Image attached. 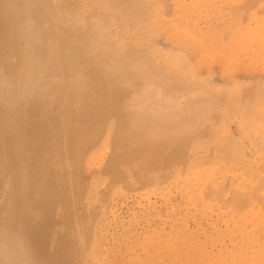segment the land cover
<instances>
[{
    "label": "bare ground",
    "instance_id": "6f19581e",
    "mask_svg": "<svg viewBox=\"0 0 264 264\" xmlns=\"http://www.w3.org/2000/svg\"><path fill=\"white\" fill-rule=\"evenodd\" d=\"M125 1L0 0V264H264V0ZM180 181L231 242L114 254L126 203Z\"/></svg>",
    "mask_w": 264,
    "mask_h": 264
},
{
    "label": "rangeland",
    "instance_id": "374dc122",
    "mask_svg": "<svg viewBox=\"0 0 264 264\" xmlns=\"http://www.w3.org/2000/svg\"><path fill=\"white\" fill-rule=\"evenodd\" d=\"M132 1V2H131ZM135 1L136 0H134V2H133V0H126L125 2H130L129 4L132 6V8L134 9V10H136V12H138V14H140V15H142V13H143V10L141 9L142 8V6H141V4L142 3H139V4H137L138 3V1L136 2V4H135ZM161 1V0H160ZM139 2H140V0H139ZM143 2V1H142ZM139 5V6H138ZM135 8H134V7ZM141 6V7H140ZM137 7H138V9H137ZM141 10V11H140ZM239 40H240V38H239ZM204 150H200L199 152H202V153H204V154H202V157H203V159L204 158H206V159H204L205 161V163L203 162H198L197 164H198V166H197V164L196 165H194L193 167H195L194 169L195 170H197L198 168H199V170L201 169V172H203L205 169L206 170H209L208 169V166L209 167H211V165H214V167L216 166L214 163L213 164H211V163H209L210 162V160L212 161V162H215L216 161V164H217V162L218 163H220L221 161V159L223 160V158H222V154H215V156H214V154H212L211 153V157L210 156H207L206 157V154H205V151L203 152ZM190 153V152H189ZM214 157H217V158H215L214 159ZM209 158V159H208ZM219 160V161H218ZM209 161V162H208ZM199 163L201 164V165H199ZM208 164H210V165H207ZM205 167H203V166ZM221 165V163L220 164H218L217 165V167H215V168H212L211 167V169H212V171H213V173L214 174H216L215 176H218L219 177V175H220V173H221V170H219L220 168H218V166H220ZM198 167V168H197ZM202 167H203V171H202ZM216 168H217V170H216ZM210 169V170H211ZM189 170L190 169H188V167L187 168H185L184 167V169L182 170L183 171V173H182V175H180V176H182L183 177V175L184 176H187V177H184L185 179H187V181L188 182H190V180H189V177H188V175H190V173L193 171L192 169L190 170L191 172H189ZM204 171L203 172V174L204 173H206L207 171ZM238 170V173H241L240 171H241V168L239 169H237ZM186 171H188V173H187V175H185L184 173ZM198 171V170H197ZM222 171L224 172V169H222ZM209 172V171H208ZM207 172V174L205 175V179L207 178V176L208 175H210L209 173ZM179 173H181V172H179ZM210 173H212L211 171H210ZM228 173V172H227ZM231 172H229V175L231 176ZM179 177V176H178ZM177 179V176H175V177H173L172 179ZM220 178V177H219ZM185 181V180H184ZM184 181H180V182H182V183H179V182H173V183H171V184H169V183H164V184H162L163 182H161L160 184H161V186L162 187H160V189L162 190V192H160V190L158 189L159 188V186H157L156 184L154 185L153 184V186L151 185V186H149V188H148V186L146 187V189H143V192L142 193H145V192H147V194H149V192H148V190H150V188H152V187H154V188H152L151 190H153V191H151V194L149 195V197L148 196H146L145 194H141V195H139V199H137V200H131V201H129L128 203L129 204H127L126 203V205L124 206V209H123V212H122V215L120 216V217H118V219H117V221H119V222H117L116 221V228H117V236H116V238L118 239V241H116L115 242V246H114V254L115 253H120V251H121V253H126V251H128V249L129 248H132V246L133 245H135L136 244V242H137V244L138 245H140L142 242H143V239L144 238H148V236L150 235L149 233L151 232L152 233V236H149L150 238H151V240H150V238H149V240L151 241V243L153 242L154 244L155 243H157L158 241H156V238L157 239H160V237L161 236H164V237H166L167 235L170 237V232H171V230H172V232H171V239H175V237L177 236V234L176 233H178V232H180V233H178V234H181V233H183V234H181V237L182 236H184V234H185V232H181V230L183 229V225L185 226L184 227V229L185 228H187L186 229V234H187V230L189 231L188 233L192 236H196V234H192V233H198L199 232V239H197L196 237L193 239V237L192 238H189V237H191V236H189V234H187L189 237H184L186 240H183L184 242H183V244H182V240H177V237H176V242L177 241H179V242H177L176 244L178 245V244H180L181 243V245H178L177 247L179 248V247H181V246H183V247H181L183 250H185V248H186V243L187 242H189L190 243V241L189 240H192L191 242H193V241H196V240H200V241H202V242H208L209 243V245H211V241H214V239H215V237L217 236L218 237V239L219 240H223V242L222 243H219V240L217 239V237H216V239H217V243H214V242H216V239H215V241L213 242L214 244H216L217 246H221V244H223L224 242H226V243H230L231 241L229 240V242H228V238L226 237V236H228L229 235V233H230V235L228 236L230 239H231V237L232 236H234L235 234H234V230H232L231 228H232V226L233 225H231V227H227V225H225V223H224V219H225V217H226V215L227 214H225V213H223V214H221V212H223L224 211V209H226L227 207L226 206H221V204L219 203L218 204V202L216 201V200H218L217 199V197H215V196H213L214 198H212V196L211 197H209V198H207L208 197V195L206 196H203V197H206L207 198V200H205L203 197L201 198V194H200V192L198 191V190H201L200 188L202 187V185H204V184H202L201 185V183H203V182H201L200 183V188H199V185L197 186V187H193V186H191L190 185V183H185ZM176 183L178 184H182L181 186L178 184V185H176ZM169 185V187H167V188H170L169 190L166 188V186H168ZM177 187H176V186ZM188 185H190V187L188 188ZM184 186H186L187 187V189H185L186 187H184ZM179 187V188H178ZM180 187H182V188H180ZM176 188V189H175ZM193 188V189H192ZM198 188V189H197ZM157 189V190H156ZM164 189L166 190V191H164ZM172 189V190H171ZM174 189H175V191H174ZM177 189H179V190H177ZM196 189V190H195ZM117 190H119V191H121V189H117ZM171 190V191H170ZM177 191V192H176ZM179 191V192H178ZM181 191V192H180ZM183 191H184V193H183ZM186 191H188V192H186ZM193 191V192H192ZM197 193V197H199V200L201 201V200H205V204L207 205H204V202L203 201H201V202H203V205H204V207L206 208V209H208V211L207 210H205V208L201 205V202L199 201V200H197V198H194V196H196L195 194V192ZM122 192H127L126 190L124 191V190H122ZM122 192H118V193H122ZM164 192V193H163ZM169 192V193H168ZM173 192V193H172ZM186 192V193H185ZM189 192H191V193H193V196H192V194L190 195V196H192L191 197V201L189 200V195L188 194H190ZM157 193H158V195H157ZM172 193V194H171ZM161 194V195H160ZM170 194V195H169ZM165 195H166V197H165ZM175 197H174V196ZM184 195V196H183ZM203 195V194H202ZM167 196H168V198H167ZM143 197V198H142ZM177 197V198H176ZM147 198H148V200H147ZM164 198H166V200L164 199ZM212 200H211V199ZM144 199V200H143ZM151 199V200H150ZM153 199V200H152ZM168 199H169V201H168ZM193 199H194V202L196 201L197 203H193L192 201H193ZM155 200V201H154ZM140 203H139V202ZM149 201V202H148ZM152 201V202H151ZM158 201V202H157ZM181 201V202H180ZM199 201V202H198ZM216 201V202H215ZM134 202V203H133ZM138 202V203H137ZM180 202V203H179ZM191 202H192V204H191ZM213 202V203H212ZM137 203V204H136ZM144 203V205H142ZM148 203V204H147ZM157 203V204H156ZM169 203V204H168ZM182 203V204H181ZM134 204V205H133ZM178 204H180V205H178ZM216 204H217V207H215L216 206ZM98 205V204H97ZM131 205V206H130ZM151 205V206H150ZM175 205H177V206H179V207H177L176 208V206ZM186 205H188V206H186ZM190 205V206H189ZM192 205V206H191ZM195 205V206H194ZM199 205H201L200 207L201 208H199V210L201 211V212H204V214L203 213H201L199 210L197 211V206L199 207ZM215 205V206H214ZM148 206V207H147ZM182 206H183V208H182ZM184 206H186L185 208H184ZM208 206H212L213 207V210H215V212H213V210H210V208H208ZM219 206H221V209H220V207ZM253 207H255L256 206V209L257 208H259V206H257V205H252ZM251 206V207H252ZM131 207V208H130ZM155 209H154V208ZM196 208V212L195 211H193L192 212V214L190 215V211H192V209L194 210L195 208ZM212 207H211V209H212ZM224 207V208H223ZM130 208V209H129ZM175 208V209H174ZM187 208V209H186ZM192 208V209H191ZM203 208V209H202ZM215 208V209H214ZM218 208L220 209V210H218ZM125 209H126V211H125ZM168 209V210H167ZM173 209H174V211H173ZM184 209V210H183ZM188 210V211H186V210ZM217 209V210H216ZM149 210V211H148ZM203 210V211H202ZM167 211V212H166ZM181 211V212H180ZM186 211V212H185ZM211 211V212H210ZM169 212V213H168ZM178 212V213H177ZM186 213V215L188 214V216H185V214L183 215V213ZM188 212V213H187ZM208 212H209V215L210 216H207L206 217V215H208ZM219 212H220V215H223V216H220L219 215ZM161 213V214H160ZM172 213V214H171ZM194 213V214H193ZM201 213V214H200ZM214 213V214H213ZM156 214V215H155ZM158 214V215H157ZM177 214V216L175 217L174 215H176ZM182 216H180V215ZM220 216V217H222V218H220L218 215ZM170 215H172V218H171V216ZM204 215V216H203ZM124 216H125V218H124ZM157 216V217H156ZM158 216H160V217H158ZM164 216V217H163ZM167 218H166V217ZM194 216V217H193ZM214 216H216L215 218H214ZM155 217V218H154ZM187 217V218H186ZM192 217H193V219H192ZM203 217V218H202ZM224 217V218H223ZM124 218V219H123ZM152 218V219H151ZM169 218H171L170 220H169ZM186 219V221L188 220V222L186 223V222H183V220L184 219ZM206 218V219H205ZM212 218V219H211ZM157 219H160V220H157ZM173 219V220H172ZM176 219V220H175ZM198 221H197V220ZM200 219H202V220H200ZM226 219H228V216H227V218ZM122 220V221H121ZM152 220H153V222H152ZM157 220V221H156ZM208 220V221H207ZM210 220H213L214 222H215V225L217 226H219V228H220V230H222V228L224 229V225L226 226L225 228H226V230H227V232L225 231V229H224V234L222 233V235H221V239H220V237H219V235L221 234L218 230L219 229H215L214 227H212L211 226V224H209L208 222H210ZM223 222H221V221ZM156 221V222H155ZM191 221H193V222H195V223H193V222H191ZM197 221V222H196ZM200 221H201V223H200ZM205 221V222H204ZM218 221V222H217ZM121 222H123V223H121ZM147 222V223H146ZM165 222V225L163 224ZM174 222V223H173ZM175 222H176V224H175ZM212 222V221H211ZM210 222V223H211ZM217 222V223H216ZM221 222V223H220ZM142 223V224H141ZM152 223V224H151ZM167 223V224H166ZM169 223L171 224V223H173L172 225L175 227L174 229H173V227L171 226V225H169ZM186 223V224H185ZM197 223H199L200 224V227L198 226V224ZM220 223V224H219ZM123 225V227H124V229H123V227H122V225ZM125 224V225H124ZM155 224V225H154ZM160 224L163 226V227H159L160 226ZM189 224V225H188ZM205 224H206V226H205ZM119 225V226H118ZM148 226V228H147V226ZM152 227H151V226ZM157 225V226H156ZM187 225H188V227H187ZM197 226V228L196 227H194V226ZM180 226L182 227V228H180ZM141 227H142V229H141ZM145 227V228H144ZM154 227L155 228H157V229H154ZM168 227V228H167ZM177 227V228H176ZM178 227H179V229H178ZM190 227H194L196 230H191V228ZM140 228V229H139ZM170 228V230H168ZM198 228H200V229H198ZM203 228L205 229V232L203 231ZM208 228L211 230V232L208 230ZM212 228H214V231H213V229ZM159 229V230H158ZM164 229L166 230V231H168V232H166V233H164L163 231H164ZM176 229H178V230H180V231H178V232H176V233H174L173 231H175ZM183 229V230H184ZM191 231H193L192 233H190V230ZM206 229H207V231H206ZM137 230H139V231H137ZM145 230H147L146 231V233H145ZM150 230V231H149ZM151 230H153V231H151ZM156 230H158V231H156ZM162 230V231H161ZM203 231V232H201V231ZM217 230V231H216ZM132 231H134V232H132ZM120 232V233H119ZM132 232V233H131ZM139 232H140V234H139ZM144 232V233H143ZM154 232H156V234H162V233H164V234H162V235H159V238H158V235H155V233ZM208 232V233H207ZM216 232L218 233V234H216ZM129 233V234H128ZM139 235H138V234ZM174 233V234H173ZM204 233H207V235H208V237H207V235L205 234V236H203L204 235ZM215 234V235H213L214 236V238H211L210 236H212V235H209V234ZM228 235H227V234ZM141 234H142V236H141ZM144 234L145 235H147V236H144ZM149 234V235H148ZM174 236H173V235ZM186 234H185V236H186ZM201 234V235H200ZM118 235H119V237H118ZM155 235V236H154ZM166 235V236H165ZM176 235V236H175ZM225 235V236H224ZM132 236V237H131ZM144 236V237H143ZM212 236V237H213ZM141 237V239L139 240V238ZM174 237V238H173ZM180 237V235H179V238H181ZM197 237H198V235H197ZM211 238V239H213V240H211V239H207V238ZM128 238H130V240L128 239ZM138 238V240H136ZM155 240H153V239ZM178 238V239H179ZM188 238H189V240H188ZM224 238H225V240H224ZM161 239H163V238H161ZM160 239V240H161ZM203 239H205L204 241H203ZM132 240V241H131ZM145 240V239H144ZM208 240V241H207ZM209 240H210V242H209ZM138 241H139V243H138ZM149 241V242H150ZM130 242V243H129ZM145 242H147V240L145 241ZM145 242H143V243H145ZM130 245H129V244ZM133 243H135V244H133ZM142 243V244H143ZM188 243V244H189ZM127 244V245H126ZM132 244V245H131ZM136 244V245H137ZM158 244V243H157ZM157 244H155V245H157ZM175 244V243H174ZM185 244V245H184ZM125 245H126V247H125ZM127 246H129V247H127ZM176 246V245H175ZM115 248H117V249H115ZM119 248H120V250H119ZM126 248V249H125ZM181 248H179L178 250H182ZM118 250V251H117ZM117 251V252H116ZM223 252H225L224 254H226V255H228V256H226V255H224V257L226 258V260L227 261H230V255H229V253L228 252H226V250H224ZM228 253V254H227ZM219 256V255H218ZM218 256H217V254H215L214 256H213V258L212 259H217L218 258ZM228 257H229V260H228ZM199 259H201V260H199V262H201V261H203V258H199Z\"/></svg>",
    "mask_w": 264,
    "mask_h": 264
}]
</instances>
